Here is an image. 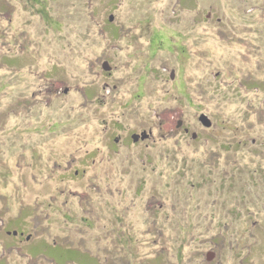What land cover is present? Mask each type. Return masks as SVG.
<instances>
[{"label": "rangeland", "instance_id": "374dc122", "mask_svg": "<svg viewBox=\"0 0 264 264\" xmlns=\"http://www.w3.org/2000/svg\"><path fill=\"white\" fill-rule=\"evenodd\" d=\"M0 264H264V0H0Z\"/></svg>", "mask_w": 264, "mask_h": 264}, {"label": "water", "instance_id": "95a60500", "mask_svg": "<svg viewBox=\"0 0 264 264\" xmlns=\"http://www.w3.org/2000/svg\"><path fill=\"white\" fill-rule=\"evenodd\" d=\"M110 20H112V17H110ZM104 70L106 71H109V67H108V64L105 63L104 64ZM199 122L201 123V125L204 127V128H210L211 127V121L209 120V118L205 115H200V117L198 118ZM193 138H196V134H193L192 136ZM14 235L16 233H13Z\"/></svg>", "mask_w": 264, "mask_h": 264}, {"label": "flooded vegetation", "instance_id": "af4514ba", "mask_svg": "<svg viewBox=\"0 0 264 264\" xmlns=\"http://www.w3.org/2000/svg\"><path fill=\"white\" fill-rule=\"evenodd\" d=\"M187 132V131H185ZM151 138V132H142L141 134H133L130 136L132 143H140ZM195 139V138H194Z\"/></svg>", "mask_w": 264, "mask_h": 264}]
</instances>
